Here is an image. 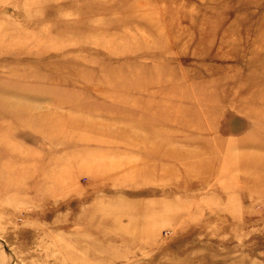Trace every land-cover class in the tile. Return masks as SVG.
<instances>
[{
    "label": "rangeland",
    "instance_id": "1",
    "mask_svg": "<svg viewBox=\"0 0 264 264\" xmlns=\"http://www.w3.org/2000/svg\"><path fill=\"white\" fill-rule=\"evenodd\" d=\"M254 94L264 0H0V264H264Z\"/></svg>",
    "mask_w": 264,
    "mask_h": 264
},
{
    "label": "bare ground",
    "instance_id": "2",
    "mask_svg": "<svg viewBox=\"0 0 264 264\" xmlns=\"http://www.w3.org/2000/svg\"><path fill=\"white\" fill-rule=\"evenodd\" d=\"M61 18H62V17H61ZM62 20H63V19H62ZM145 20H146V18H143V17H140V18H139V21H143V22H145ZM67 21H68V20H67ZM153 28H158V27H156L155 25H153V26L151 27V29H153ZM149 34L156 35L157 32H156L155 30H153L152 32H149L148 35H149ZM254 95H255V94H254ZM250 98H251V101H259V102H261V103H262V101H263V103H264L263 95H259V94H257V95L254 96V98H252V96H251ZM250 103H251V102H250ZM245 107H246V106H245ZM247 107L251 108V106H250L249 104H247ZM260 117L264 118L263 113H257V114H256L255 122H256L257 119H260ZM251 119H252V118H251ZM251 121H252V120H251Z\"/></svg>",
    "mask_w": 264,
    "mask_h": 264
}]
</instances>
